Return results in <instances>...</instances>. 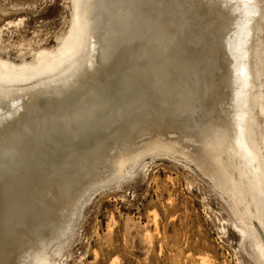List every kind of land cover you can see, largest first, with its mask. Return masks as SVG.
I'll list each match as a JSON object with an SVG mask.
<instances>
[{
	"label": "bare ground",
	"instance_id": "1",
	"mask_svg": "<svg viewBox=\"0 0 264 264\" xmlns=\"http://www.w3.org/2000/svg\"><path fill=\"white\" fill-rule=\"evenodd\" d=\"M225 1L75 0L73 42L39 51L30 68L9 69L0 61V264H53L61 250L52 233L66 204L80 199L93 181L106 179L112 162L134 167L143 131L149 136L146 151L166 143L211 178L227 196L243 254L264 264V0H236L248 15L246 34L235 37L239 43L225 27L235 17ZM256 28L257 37L251 35ZM210 36L217 40L205 48L218 68L213 79H207L209 70L195 69L206 67L204 53L184 55L187 66L177 52L189 37L206 44ZM254 37L258 76L249 62ZM229 41L238 66L227 60L231 74L223 56ZM151 97L162 106L141 111ZM171 129L189 142L210 135L201 146L203 158H196L195 147L163 140ZM135 147L136 154L127 152ZM33 150L57 158L49 177L37 183L30 177L34 172L20 176L25 165L17 158ZM18 163L24 168L14 177L10 172L17 175ZM28 163L22 164L29 169ZM71 187L73 195L63 202ZM201 260L215 264L207 256Z\"/></svg>",
	"mask_w": 264,
	"mask_h": 264
},
{
	"label": "rangeland",
	"instance_id": "2",
	"mask_svg": "<svg viewBox=\"0 0 264 264\" xmlns=\"http://www.w3.org/2000/svg\"><path fill=\"white\" fill-rule=\"evenodd\" d=\"M74 1L0 0V61L7 63L9 69L30 68L36 64V54L39 51H55L65 41L73 42L77 32ZM225 2H228L235 12V17L232 15V20H229L225 27L228 28L229 35L233 34L234 41L239 43V39L235 37L244 32L243 20L248 15L241 8V1ZM245 34L246 32L243 33ZM251 35L258 36L257 28ZM209 39V43L204 45L198 40L194 43L189 37L188 43L185 44L187 46L177 47V52L181 56L179 60L187 66H190V62L185 56H194V52L204 53L208 57L206 67L195 69L209 70L210 77L207 79H213V71L218 68L214 67V56H211L208 50L205 51V48L213 44V37L210 36ZM256 42L254 37L250 43L252 54L249 62L250 68L258 76L253 47ZM232 48L234 47L229 41V48L223 56H226L227 65L230 67L227 61L229 60L235 69L238 66ZM193 50V54L190 53ZM141 56L145 54L141 53ZM232 68L230 67V74ZM144 90L150 93V90ZM236 90L240 91L238 87ZM42 93L43 91L38 92ZM155 98H149L148 108L141 111L161 107L162 105H156L159 99ZM172 119L178 123L179 118ZM141 133L139 148L143 152L137 155L140 157L136 165L133 164L134 167L119 168L112 162L107 168L106 179L93 181L91 185L86 186V193L80 199L74 204L73 201L66 204L67 208L61 212V221L56 226L57 231L52 233L51 240L55 243L61 242L57 243L58 247H53L52 251L56 250V247L61 250L60 254L54 257L53 264H203L201 258L204 256L209 257V261L215 264H253L238 245L239 236L233 225L227 196L196 162L167 150L168 144L146 151L144 148L149 143L148 132ZM198 138L195 142H189L184 135L175 134L171 129V134L163 140L167 139L168 143L175 141L181 146H190V149L195 147L194 154L201 160V146L209 142L210 135L201 134ZM136 149L138 147H135L134 151L129 148L127 152L136 154ZM32 152V156L28 155V152L27 155L24 152V157L22 154L17 155L19 163L22 160L29 162L28 166L31 168H26L27 165L22 164V161L20 165H25V168L19 167L18 163L19 168L14 167V173L34 172L30 177L37 183L49 177L54 169L51 159L56 161L57 158L48 153L43 154L40 150H33L29 154ZM21 167L25 169L21 170L22 172L18 171ZM23 173L20 176L26 174ZM18 174L13 175V172H10L14 177ZM39 184L41 187L42 183ZM72 188L65 195L63 202H67L73 195ZM26 203V208H29V203ZM60 233V239L55 240V235ZM46 235L48 234H44ZM38 246L35 244L27 251L30 252L29 256L32 255L33 248ZM33 257L34 255L31 260Z\"/></svg>",
	"mask_w": 264,
	"mask_h": 264
}]
</instances>
